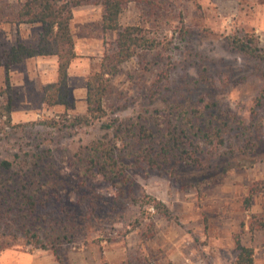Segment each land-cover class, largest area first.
I'll return each instance as SVG.
<instances>
[{
    "label": "rangeland",
    "instance_id": "1",
    "mask_svg": "<svg viewBox=\"0 0 264 264\" xmlns=\"http://www.w3.org/2000/svg\"><path fill=\"white\" fill-rule=\"evenodd\" d=\"M17 3L0 0V52L36 36V27L14 21ZM73 12L71 29L78 56L70 84L76 104L72 112L84 114L87 78L99 69L116 33L102 28L104 11L100 4H83ZM121 22L140 25L159 45L151 51H139L123 65L110 82L104 102L107 109L113 105L120 117L137 113L142 109L139 103L146 102V94H173L184 79L197 76L198 65L205 61L215 77V92L222 107L249 120V109L263 78L243 55L227 46L226 37L254 32L264 46V0H138L124 8ZM37 66V62L26 60L8 70L0 67L2 100L12 105L13 123L26 127L0 138V159L13 158L15 153L40 144L38 150L51 148L56 163L71 172L68 162L72 153L95 129L55 131L36 124L57 113L42 101L44 83L30 71ZM161 76L167 77L158 84ZM250 160L241 156L221 158L219 165L211 168L181 165L173 177L155 169L134 168V197L128 195L118 201L123 219L109 214L117 192L109 182L97 178L95 189L103 201H108L103 214L92 215L86 204H79L75 189L61 194L70 213L77 218L91 215L93 221L85 233L60 247L58 255L20 245L5 251L51 256L56 264H236L235 236L239 234L245 245L254 248V264H264V232L249 227L250 211L264 213V161L249 166ZM226 163L230 169L223 175ZM253 188L260 189L247 210L244 198ZM160 203L169 210V216L159 212L156 206ZM62 207L57 204L48 211L65 214Z\"/></svg>",
    "mask_w": 264,
    "mask_h": 264
},
{
    "label": "trees",
    "instance_id": "2",
    "mask_svg": "<svg viewBox=\"0 0 264 264\" xmlns=\"http://www.w3.org/2000/svg\"><path fill=\"white\" fill-rule=\"evenodd\" d=\"M133 1L138 0H18L14 7L17 24L39 27L30 42H18L0 52V67L8 70L39 56L58 58L57 80L44 85L42 96L44 105L57 113L36 124L55 131L82 127L95 131L72 153L68 162L71 172L63 171L56 163L51 148L38 150L40 144L15 153L13 158L0 159V254L20 245L58 255L60 247L85 233L93 221L91 215L77 218L70 213L61 194L75 189L79 204H86L92 215L103 214L108 201H103L95 189L93 183L97 178L109 182L117 192V201L110 206L109 214L116 213L115 218L123 219L118 201L128 195L134 197V168L155 169L173 177L181 165L211 168L219 165L221 158L235 156L251 158L249 166L264 161V83L253 100L247 121L222 107L215 92V77L205 61L198 65L197 76L184 79L173 94H146V102L139 103L142 109L137 113L120 117L113 105L106 108L110 82L120 74L123 65L139 51H151L159 45L140 25L122 24V12ZM83 4L103 7L102 28L115 32L116 38L105 51L99 69L87 78L86 112L74 114L76 104L71 98L69 68L78 53L71 23L74 8ZM226 43L254 66L264 82V46L255 33L229 35ZM166 77L161 76L158 84ZM157 100L159 104H155ZM25 128L13 123L12 105L2 100L0 92V138ZM224 167L223 175L230 169L228 163ZM259 189H251L244 198L247 210ZM57 204L63 205L65 214L48 211ZM156 207L160 213L170 215L163 204ZM250 213V230L264 232V213ZM235 245L236 264H254V248L245 245L239 234L235 236Z\"/></svg>",
    "mask_w": 264,
    "mask_h": 264
},
{
    "label": "crops",
    "instance_id": "3",
    "mask_svg": "<svg viewBox=\"0 0 264 264\" xmlns=\"http://www.w3.org/2000/svg\"><path fill=\"white\" fill-rule=\"evenodd\" d=\"M28 26V25H27ZM36 27L38 25L31 26ZM37 32V31H36ZM27 61L37 62L39 66L35 69H30L33 74H37L43 81L44 85L52 83L57 80L58 77V58L56 56H39L28 59ZM74 61L69 68V83L71 84L72 67ZM21 65V64H20ZM35 72V73H34ZM56 264L51 256L37 255L26 252H2L0 254V263L3 264Z\"/></svg>",
    "mask_w": 264,
    "mask_h": 264
}]
</instances>
